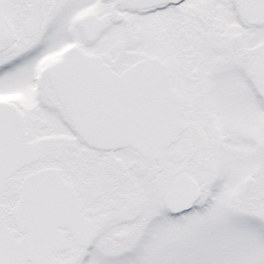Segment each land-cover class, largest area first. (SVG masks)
Listing matches in <instances>:
<instances>
[{
    "label": "snow or ice",
    "instance_id": "6c2138e0",
    "mask_svg": "<svg viewBox=\"0 0 264 264\" xmlns=\"http://www.w3.org/2000/svg\"><path fill=\"white\" fill-rule=\"evenodd\" d=\"M0 264H264V0H0Z\"/></svg>",
    "mask_w": 264,
    "mask_h": 264
}]
</instances>
